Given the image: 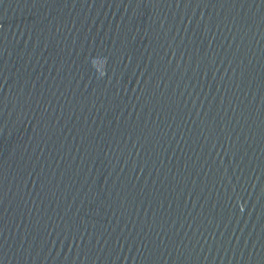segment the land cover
I'll list each match as a JSON object with an SVG mask.
<instances>
[{"label": "water", "instance_id": "1", "mask_svg": "<svg viewBox=\"0 0 264 264\" xmlns=\"http://www.w3.org/2000/svg\"><path fill=\"white\" fill-rule=\"evenodd\" d=\"M109 264H264V67Z\"/></svg>", "mask_w": 264, "mask_h": 264}]
</instances>
